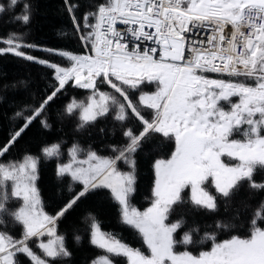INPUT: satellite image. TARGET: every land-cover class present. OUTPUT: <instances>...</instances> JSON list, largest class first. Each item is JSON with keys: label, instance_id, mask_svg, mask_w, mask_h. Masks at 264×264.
I'll return each instance as SVG.
<instances>
[{"label": "snow or ice", "instance_id": "6c2138e0", "mask_svg": "<svg viewBox=\"0 0 264 264\" xmlns=\"http://www.w3.org/2000/svg\"><path fill=\"white\" fill-rule=\"evenodd\" d=\"M17 6L21 10L13 20L28 25L31 4L26 0L0 3V14ZM76 7L70 5L68 11L80 40L90 51L77 54L39 49L66 60L67 67L22 51L38 46L16 39V32L0 37V44L6 45L0 47V55L12 54L52 69L56 82L38 107L28 106L29 115L15 113L23 123L0 149V157L70 82L89 90L90 95L87 103L72 98L65 113L72 115L79 110V127L114 113L128 143L112 146L114 156L90 150L83 159L81 149L73 145L70 162L59 165L57 175L71 176L82 190L54 216L43 211L35 186L40 157L25 154L18 161L0 162V226L10 217L22 228L19 238L0 230V264H22L21 255L32 264H49L29 246L33 238L45 235L51 239L36 245L45 257L69 256L64 237L56 233V222L99 187L111 189L121 207L122 222L138 231L150 254L102 231V222L89 212L91 243L107 253L93 264H113L109 256L123 257L126 264H264V228L257 226L258 220L264 222V201L251 221L248 236L232 235L217 242L212 234L208 237L211 248L198 255L174 250L178 244H194L197 229H190L177 241L174 234L182 228L183 218L166 222L173 206L184 202L181 193L186 187L191 189V202L209 210L217 208V196L207 190L206 182L210 181L225 200L245 181L253 190H264V182L253 180L264 171V0H97L83 13L82 26L74 14ZM229 25L232 31L226 38ZM208 73L228 79L210 78ZM149 85H155L156 90L140 91ZM104 87L111 91L101 90ZM137 91L140 94L134 101ZM233 97L238 101L233 102ZM225 103L230 105L227 110ZM144 110H151L150 120L142 114ZM133 121H139L143 130L137 133L134 127H124ZM41 124L50 127L47 120ZM152 133L174 139L175 150L170 158L155 162V199L139 211L130 203L135 190L133 156ZM60 150V144L54 143L45 146L42 153L52 158L59 156ZM224 156L237 162L225 163ZM121 161L131 171H121L117 166ZM12 200L22 203L10 212L7 205Z\"/></svg>", "mask_w": 264, "mask_h": 264}, {"label": "trees", "instance_id": "16d2710c", "mask_svg": "<svg viewBox=\"0 0 264 264\" xmlns=\"http://www.w3.org/2000/svg\"><path fill=\"white\" fill-rule=\"evenodd\" d=\"M26 2L31 4L30 23L22 26L13 20L14 14L20 13L21 6L6 11L0 14V37L16 32L18 34L16 39L38 46L34 49H21L22 51L64 67L69 66L66 60L39 49L68 50L77 54L90 51L85 48L76 32L68 7L77 5L74 14L82 26L83 13L97 0H67V2L66 0H26ZM0 3L7 5L8 0H0ZM5 46L0 44V47ZM207 75L214 79H228L226 76L214 73ZM52 77L53 70L43 65L12 54L0 55V149L8 144L11 136L23 123L22 119L15 117V113L24 111L25 115H29L28 106L38 107L40 102L51 94V85L56 83ZM73 83L66 85L65 89L48 104L45 113L25 130L3 157H0V162L18 161L25 154L40 157L37 186L43 208L52 216L82 190V185L73 182L71 176L57 175L59 163L65 162L70 156L69 149L73 145L81 149L82 156L90 150L99 155L114 156L116 153L112 151V146L119 148L128 143L123 136L121 124L113 118L114 113L99 117L84 127H79L81 123L79 110L72 115L65 113L64 108L72 98L87 103L86 98L90 95L89 90L74 87ZM101 90L111 91L108 87ZM155 90V85H149L142 87L140 91ZM140 91L132 96L134 101ZM142 114L146 119H151V110H144ZM42 120H47L50 127L42 126ZM124 127H134L137 133L143 130L139 121H133ZM54 143L60 144V155L45 157L42 149ZM174 150V139L152 133L134 154L136 185L131 202L139 209L143 210L151 204L155 184V162L158 159L170 158ZM253 180L264 182V171L255 174ZM69 185L72 186V192H69ZM8 191H11V184L8 185ZM213 191L217 196L215 210L195 206L191 202L189 192L182 194L183 203L174 205V212L170 213L169 220L178 221L183 218L184 221L182 228L176 232L175 239L179 241L185 232L192 228L197 229L193 235L195 243L178 244L177 249H189L198 255L200 251L211 248L212 240L208 237L212 234H215L217 242L229 239L232 235L246 237L250 234L251 221L260 208V202L264 201V190H253L249 187V182L245 181L239 191L228 200L221 198L214 189ZM18 206L19 200H12L7 205L10 212L15 211ZM89 212L102 222L103 231L115 234L122 242L133 248L148 252L138 231L122 222L119 203L114 199L112 192L104 187L88 192L57 220L55 228L57 233L64 237L69 256L55 260L45 257L43 251L36 247L38 238H33L30 245L50 264H93L104 251L91 243ZM5 220L6 225L0 226V230H7L11 235L19 238L22 232L21 226L13 224L10 217H6ZM218 225L231 227L222 228ZM257 226L264 228V222L258 220ZM111 257L117 264H126V259L123 257ZM19 258L22 264H32L30 259L23 255Z\"/></svg>", "mask_w": 264, "mask_h": 264}, {"label": "rangeland", "instance_id": "374dc122", "mask_svg": "<svg viewBox=\"0 0 264 264\" xmlns=\"http://www.w3.org/2000/svg\"><path fill=\"white\" fill-rule=\"evenodd\" d=\"M232 100H233V102H237L238 101V97H233L232 98ZM223 106L225 107V109L227 110V109H229L230 108V105H228V104H223ZM233 138H235V139H240L241 137L240 136H237V137H233ZM174 143H175V141H174ZM99 155V154H98ZM100 156H104V155H100ZM105 157H109V156H105ZM80 158L81 159H83V158H85V156H82V155H80ZM162 159H168V158H162ZM222 159L224 160V162L225 163H230V164H234V163H236L237 161H235L234 159H231V158H228L227 156H224V157H222ZM70 162V156H68L67 158H66V161L65 162H60L59 163V165H62V164H67V163H69ZM118 168L121 170V171H123V172H128V171H131V168L128 166V165H126L123 161H121V162H119L118 163ZM156 170H155V182H156ZM37 180H38V169H37V179H36V181H35V186H36V188H37V190H38V186H37ZM135 185H136V174H135V184H134V189H135ZM104 188H107V187H104ZM154 188H155V184H154ZM206 188H207V190H209L213 195H215V193H214V191H213V189L215 190V188H214V186L212 185V183L209 181V182H206ZM107 189H109V188H107ZM110 191H111V189H109ZM38 192H39V190H38ZM186 192H189V194H190V197H191V189H190V187H186L183 191H182V193H181V195L182 194H184V193H186ZM135 194V190H134V192L131 194V197H130V203H131V205L132 206H134V207H136L139 211H144V210H146L148 207H150L151 206V204L154 202V199H155V197H154V189H153V198H152V201H151V204L148 206V207H146L145 209H143V210H141V209H139V207H137L135 204H133L132 202H131V198H132V196ZM216 196V195H215ZM39 197H40V200H41V204H42V199H41V196H40V193H39ZM118 202V201H117ZM22 203V201H19V206H20V204ZM18 206V207H19ZM42 208H43V205H42ZM173 208H174V206H173ZM43 211L45 212V213H47L46 211H45V209L43 208ZM172 212H174V209H173V211ZM48 214V213H47ZM49 215V214H48ZM170 216V215H169ZM167 223H174V222H176V221H170L169 220V217H168V220L166 221ZM102 230V229H101ZM103 231V230H102ZM178 231V230H177ZM105 232V231H104ZM56 233H57V231H56ZM108 233V232H107ZM58 234V233H57ZM59 235V234H58ZM175 235H176V233L174 234V238H175ZM117 237V236H116ZM118 238V237H117ZM49 239H51V237H49V236H47V235H45V236H43V237H40V238H38V241H37V244L42 240V241H44V242H47ZM119 239V238H118ZM30 247H32L33 248V246L32 245H29ZM130 246V245H129ZM147 247V246H146ZM179 248V247H178ZM33 250H34V248H33ZM103 250V249H102ZM174 250L176 251V252H182V251H190L189 249H183V250H179V249H177V247L175 246V248H174ZM209 250V249H208ZM35 251V250H34ZM104 251V253L103 254H101L95 261H98V259L100 258V257H102V256H104V255H106L107 253L105 252V250H103ZM142 251V250H141ZM204 251H206V250H204ZM36 252V251H35ZM144 252V251H143ZM190 252H192V251H190ZM37 253V252H36ZM146 255H148V254H150L149 253V250H148V252H144ZM194 254V253H193ZM37 255H39V254H37ZM195 255V254H194ZM41 258H43V257H41ZM46 259V258H45ZM109 259H112V257L111 256H109ZM50 264V263H49ZM113 264H117V263H115L114 261H113Z\"/></svg>", "mask_w": 264, "mask_h": 264}, {"label": "built area", "instance_id": "2783aa9c", "mask_svg": "<svg viewBox=\"0 0 264 264\" xmlns=\"http://www.w3.org/2000/svg\"><path fill=\"white\" fill-rule=\"evenodd\" d=\"M231 31H232V28H231L230 25L225 28L226 38H229L230 37Z\"/></svg>", "mask_w": 264, "mask_h": 264}]
</instances>
